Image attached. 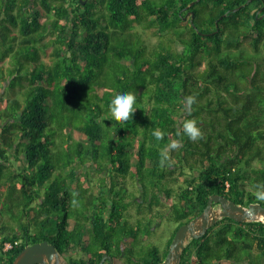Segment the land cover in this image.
Segmentation results:
<instances>
[{"label": "trees", "instance_id": "16d2710c", "mask_svg": "<svg viewBox=\"0 0 264 264\" xmlns=\"http://www.w3.org/2000/svg\"><path fill=\"white\" fill-rule=\"evenodd\" d=\"M190 1L0 0V87L19 88L0 96V264L43 239L71 264H98L104 252L112 264H157L210 194L264 205L254 195L264 182V0H195L188 21L178 9ZM130 23L160 42L136 43ZM247 37L255 53L230 51ZM129 90L136 110L118 122L109 104ZM185 118L202 139L177 136ZM121 190L130 196L119 208ZM168 216L164 253L151 245L135 254L138 224L145 218L151 232ZM179 264H264V221L219 218L188 240Z\"/></svg>", "mask_w": 264, "mask_h": 264}, {"label": "water", "instance_id": "95a60500", "mask_svg": "<svg viewBox=\"0 0 264 264\" xmlns=\"http://www.w3.org/2000/svg\"><path fill=\"white\" fill-rule=\"evenodd\" d=\"M86 1L87 0H82V4ZM194 1L195 0L190 1L187 7L192 5ZM237 8L238 7L234 8V10ZM189 13L192 19L194 11H189ZM221 17L222 15L219 16V18ZM259 17L261 18L262 15ZM199 33L204 34L201 31H199ZM221 217H229L238 222L264 221V205L258 202H251L247 205H243L236 203L223 194H210L204 208L194 217L176 228L164 258L157 264H179L181 253L188 240L202 236L207 229L215 224ZM106 260L107 264H112L113 262L111 255L104 252L98 264H103ZM36 263L70 264L69 261L62 256L58 248L46 239L26 244L11 262V264Z\"/></svg>", "mask_w": 264, "mask_h": 264}, {"label": "rangeland", "instance_id": "374dc122", "mask_svg": "<svg viewBox=\"0 0 264 264\" xmlns=\"http://www.w3.org/2000/svg\"><path fill=\"white\" fill-rule=\"evenodd\" d=\"M81 2H82V0H81ZM184 16L185 15L182 16L183 19H185ZM190 20H191V16L188 18V21H190ZM189 25L191 26L192 22H189ZM182 29L183 28L180 29L181 32L183 31ZM128 30H131L133 32L135 31V33L139 35V36L137 35L138 37H135L136 40L133 39L138 44H140L141 42L143 44L145 42V44L149 48H151L157 43V41H158V43L160 42V40H158L157 34L153 33L154 32L153 29H149L148 27L143 26L141 24L133 23V25H132V23H130ZM167 40H168V38L166 37L165 42H167ZM22 48L26 49L27 46L22 47ZM230 51H232V52H240V53L248 52V53H252V54L255 53V51L253 49V46L251 44V40H250L249 37L245 38L243 40L242 44L238 48H236L234 50L231 49ZM257 53H258L259 57L264 56V51H262V49H260V51H258ZM0 54H1V51H0ZM42 57L44 59H47V60L49 59V56H47L44 51H42ZM8 62H12L13 63V60L12 61H8ZM0 96H2V97H19V88L18 87H14V88L10 87L8 85V80H4V81L1 82ZM143 99H145V98H143ZM145 104H146L145 105L146 107L149 106V104L146 103V101H145ZM88 171H90V174H91V172L93 171L92 166H89V170ZM92 176H93V174H92ZM179 181H182V179L180 177H179ZM127 183H128L129 190H131L132 193L133 192L136 193L135 194L136 197L142 194L141 192L138 191L139 189L137 188V185H135L132 182V180L128 179ZM125 193H126L125 190H121L120 194L116 195L117 198L119 199L120 203L123 201V198L126 195H129V193H127V194H125ZM121 204L122 205L119 208L123 207V203H121ZM165 204L166 205L164 207H160L159 206V208H163L162 210L165 211L166 213H168V211H169V209H168L169 208V203L167 204V202H166ZM127 207H128V212H129V216H130L131 220H136V218H138V215L136 213V208L140 209L139 202L136 201V205H134L131 202H128L127 203ZM143 215L144 214L141 212L139 217L142 218V217H144ZM3 219L4 218L0 219V223H1V221ZM144 220H145L144 223H139L138 224L139 227L135 231L137 233L138 242L133 244L132 250H135V254H140L143 251H145L146 249H148L149 246L152 245V246H155L158 249L160 254L164 253V251L166 249V246H167V241L170 238V236H171V234H172V232H173V230L175 228V221L170 216L163 217L157 223H153L152 224L153 229H151V232H149L147 230V226H146V219L144 218ZM128 228H130V226ZM72 255H73V257H76L78 255V253H73Z\"/></svg>", "mask_w": 264, "mask_h": 264}, {"label": "clouds", "instance_id": "9594fccd", "mask_svg": "<svg viewBox=\"0 0 264 264\" xmlns=\"http://www.w3.org/2000/svg\"><path fill=\"white\" fill-rule=\"evenodd\" d=\"M137 100V93L129 90L125 93H117L109 104V113L113 119L118 122H126L132 119V116L136 110L135 104ZM185 107L188 112V116H191V106L196 102L195 96L189 95L184 98ZM157 141L164 138V133L160 130H156L153 133ZM187 136L192 141H198L203 138V132L198 126V122L194 118H185L177 129V136ZM171 149H177L180 147L178 141H170L168 146ZM161 165L168 159L167 150H162L161 153ZM254 195L257 200L264 202V182L257 183L255 185ZM251 211V210H250ZM254 214V213H253Z\"/></svg>", "mask_w": 264, "mask_h": 264}, {"label": "flooded vegetation", "instance_id": "af4514ba", "mask_svg": "<svg viewBox=\"0 0 264 264\" xmlns=\"http://www.w3.org/2000/svg\"><path fill=\"white\" fill-rule=\"evenodd\" d=\"M174 7H172L171 9H170V11L171 12H174ZM179 10V13H182L183 12V15H185L184 17H185V19L186 18H189L190 17V13H189V11H193L192 9H190L189 7H187V5H185V6H183V7H181V8H179L178 9ZM182 30H183V32H186L187 31V28L185 27V26H182ZM103 264H107V263H103Z\"/></svg>", "mask_w": 264, "mask_h": 264}, {"label": "built area", "instance_id": "2783aa9c", "mask_svg": "<svg viewBox=\"0 0 264 264\" xmlns=\"http://www.w3.org/2000/svg\"><path fill=\"white\" fill-rule=\"evenodd\" d=\"M6 246L8 247V246H9V244H6Z\"/></svg>", "mask_w": 264, "mask_h": 264}]
</instances>
